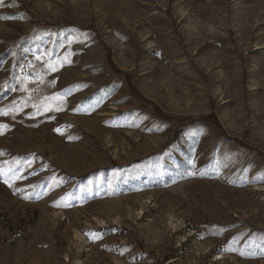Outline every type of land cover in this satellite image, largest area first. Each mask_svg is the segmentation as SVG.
<instances>
[{"label":"rangeland","instance_id":"1","mask_svg":"<svg viewBox=\"0 0 264 264\" xmlns=\"http://www.w3.org/2000/svg\"><path fill=\"white\" fill-rule=\"evenodd\" d=\"M254 263L264 0H0V264Z\"/></svg>","mask_w":264,"mask_h":264},{"label":"bare ground","instance_id":"2","mask_svg":"<svg viewBox=\"0 0 264 264\" xmlns=\"http://www.w3.org/2000/svg\"><path fill=\"white\" fill-rule=\"evenodd\" d=\"M223 258V257H222ZM255 264V263H254Z\"/></svg>","mask_w":264,"mask_h":264},{"label":"trees","instance_id":"3","mask_svg":"<svg viewBox=\"0 0 264 264\" xmlns=\"http://www.w3.org/2000/svg\"><path fill=\"white\" fill-rule=\"evenodd\" d=\"M214 116V115H213ZM218 123V122H217Z\"/></svg>","mask_w":264,"mask_h":264}]
</instances>
